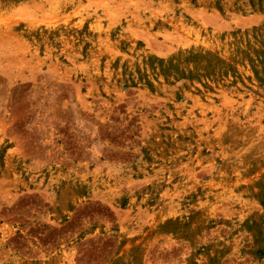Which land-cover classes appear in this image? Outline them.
Here are the masks:
<instances>
[{"label":"rangeland","instance_id":"rangeland-1","mask_svg":"<svg viewBox=\"0 0 264 264\" xmlns=\"http://www.w3.org/2000/svg\"><path fill=\"white\" fill-rule=\"evenodd\" d=\"M0 264H264V0H0Z\"/></svg>","mask_w":264,"mask_h":264}]
</instances>
